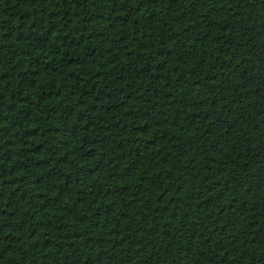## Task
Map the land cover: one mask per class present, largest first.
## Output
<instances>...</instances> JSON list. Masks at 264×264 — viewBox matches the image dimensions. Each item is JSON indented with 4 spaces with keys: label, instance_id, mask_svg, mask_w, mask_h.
<instances>
[{
    "label": "trees",
    "instance_id": "trees-1",
    "mask_svg": "<svg viewBox=\"0 0 264 264\" xmlns=\"http://www.w3.org/2000/svg\"><path fill=\"white\" fill-rule=\"evenodd\" d=\"M0 264H264V0H0Z\"/></svg>",
    "mask_w": 264,
    "mask_h": 264
}]
</instances>
